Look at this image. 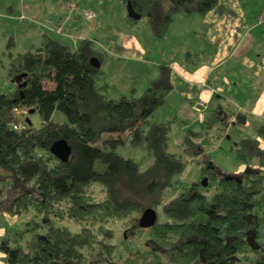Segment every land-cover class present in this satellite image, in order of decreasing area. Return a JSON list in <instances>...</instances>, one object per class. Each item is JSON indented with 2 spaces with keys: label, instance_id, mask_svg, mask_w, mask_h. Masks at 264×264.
Segmentation results:
<instances>
[{
  "label": "trees",
  "instance_id": "16d2710c",
  "mask_svg": "<svg viewBox=\"0 0 264 264\" xmlns=\"http://www.w3.org/2000/svg\"><path fill=\"white\" fill-rule=\"evenodd\" d=\"M122 1L162 38L174 15H203L219 0ZM10 39L12 88L0 89V181H9L16 195L3 210L20 214L35 204L36 213L20 231L3 232L0 251L8 264H264V148L258 139L232 142L245 167L223 172L206 153L210 132L229 122L218 105L199 129L186 130L178 152L170 151L172 121L152 118L172 89L168 61L150 71L141 93L133 87L126 96L101 80L105 55L90 38L72 47L42 32L36 47L16 57ZM18 107L35 112L40 125L15 115ZM122 126L123 137L110 136ZM256 133L264 140V125ZM61 138L71 147L67 161L49 150ZM125 146L144 150L151 162L143 166L142 159L124 155ZM190 163L207 177L205 186L184 179ZM147 206L158 218L141 228L137 220ZM116 224L125 226L117 241Z\"/></svg>",
  "mask_w": 264,
  "mask_h": 264
},
{
  "label": "rangeland",
  "instance_id": "374dc122",
  "mask_svg": "<svg viewBox=\"0 0 264 264\" xmlns=\"http://www.w3.org/2000/svg\"><path fill=\"white\" fill-rule=\"evenodd\" d=\"M61 1L62 0H0L1 91H7L12 88V83L7 75L10 58L6 53L5 47L6 43L11 40V36L13 37L12 56L16 57L20 52L33 49L37 46L35 41L38 42V40L35 32L39 34L41 32H48L53 37L74 47L77 45L78 40L82 39L77 37L79 36L77 33H80L83 30L86 31L88 29H93L92 35L98 40L95 42V45L99 47L105 55V61L101 66L103 70L101 80L107 82L111 86L113 85L118 92L126 96L130 94L133 87L136 88L137 94L141 93V91L147 86V75L150 71L153 72L156 70V65L173 59L182 63L183 56L186 59H191L193 56H196L192 47L188 46L190 42H195V40L191 39L184 31H181L179 27H176L175 31H173L170 24L165 36L162 38H156L152 35L145 16L140 17L135 22L128 20L127 8L122 0H63L67 2L72 1V4L74 5L75 9L70 15H68L66 8ZM87 6L94 11V16L90 24L88 22L85 23V20L87 19L84 17V11L87 9L85 8ZM80 9H82L81 13L85 20L81 19L80 22L78 20V26L75 25L74 20L72 19L67 22V20L75 12H79ZM53 14H61L63 17L53 19ZM258 14H260V12ZM176 15H174L172 21H176ZM47 19H51L52 21L48 20L47 22ZM25 22L30 23L34 27L33 29L30 28V34H28L29 32L22 27V24ZM60 25L62 26L61 33L51 30L53 27H58ZM70 30L77 32L73 35L75 41H77L75 45H73L71 40L67 39L68 36L71 37L69 33L67 35V32H70ZM132 35H134L140 45L146 49V54H139V57L136 56V54L127 55V53H122L119 49V44ZM111 46L114 52L107 48H111ZM187 54H190V56H187ZM45 86L52 88L53 83L47 81L45 82ZM228 98L230 99L224 100L222 98H216L208 105L205 103L203 106L196 105V102H199L196 101L194 106L196 108L198 107L200 110L202 109L199 116L201 121L206 113L214 110L218 104L221 107H224L226 112L233 110L236 111L237 108L235 107V102L238 99H235L233 94ZM175 100V97L171 98L168 96L166 104L164 102L158 107L152 118L159 120H167V118H169V120L172 121L169 150L178 152L182 146L181 142L186 130L188 128L197 130L200 127L197 121L192 123L198 114L197 110H193L190 104H184L186 107L185 109H176V107L182 105L180 102H175ZM14 113L21 119L28 118L35 127L40 125V120L35 112H27L26 108L18 107ZM181 113H185L186 116ZM53 117L57 118L56 112L53 114ZM226 129H228V125L224 130L217 126L213 128L212 132L208 135L206 153L210 154L211 160L223 172L230 173L237 165L238 157L235 151L231 148L230 139L226 137V133L230 136V132ZM126 132L127 127L122 126L120 131L112 133L110 136L123 137ZM122 153L126 156L133 157L136 160L142 159L143 166H146L151 162L147 153L142 149H133L125 146ZM261 168H263V166ZM198 173L199 166L195 163H190L186 166L182 174L186 181L202 180L203 177L198 176ZM0 187L3 188L2 195L0 196L1 241L5 229L11 228L12 231L18 232L22 229L25 223L35 218L36 205H30L20 214H12L4 211L3 209L5 208V205L8 204L9 198L16 194H12L14 191L11 192L12 186L9 181H0ZM114 229L116 231L114 239L117 241L121 238L125 226L116 224ZM36 231L37 229L35 232ZM30 234L31 233L29 232L28 235L30 236ZM134 240L136 239L133 238V241ZM1 256L2 252L0 251V257Z\"/></svg>",
  "mask_w": 264,
  "mask_h": 264
},
{
  "label": "crops",
  "instance_id": "0c3cea01",
  "mask_svg": "<svg viewBox=\"0 0 264 264\" xmlns=\"http://www.w3.org/2000/svg\"><path fill=\"white\" fill-rule=\"evenodd\" d=\"M85 8L92 10L88 6ZM81 10L75 12L67 22L72 19L78 26V20L80 22L83 19ZM52 17L57 19L63 16L53 14ZM175 18L171 29L175 31L179 27L195 40L188 46L192 47L196 56L191 59L183 56L182 63L175 59L168 61L171 66L172 89L165 98V104L168 96L175 97V102L181 103L182 106L176 109H185L184 104H190L198 112L192 123L197 121L200 124L202 109L194 106L196 101L203 100L208 105L216 98L230 99L228 97L233 94L238 99L235 102L236 111L226 112L218 104L225 113L220 114L229 121L226 130L230 136L227 133L226 136L230 139V145L243 137H249L258 139L260 147L264 148V140L256 133L257 128L264 125V0H219L213 9L203 15L179 13ZM91 21L85 20V23L90 24ZM22 25L27 32L34 28L28 22ZM92 31L88 29L77 33L70 30L67 35L69 33L71 37L67 39L75 45L77 41L73 35L77 33L79 38H90L96 42L98 40ZM40 34L35 32L38 42L34 41L37 45ZM119 46L122 53L127 55L136 54L139 57V54H146V49L134 35L122 41ZM109 47L114 52L112 46ZM181 114L186 116L185 113ZM239 118L244 122L239 121ZM244 167L245 164L237 161L231 172L236 173ZM0 262L8 264L3 253Z\"/></svg>",
  "mask_w": 264,
  "mask_h": 264
},
{
  "label": "water",
  "instance_id": "95a60500",
  "mask_svg": "<svg viewBox=\"0 0 264 264\" xmlns=\"http://www.w3.org/2000/svg\"><path fill=\"white\" fill-rule=\"evenodd\" d=\"M126 8L129 16L133 17L134 19L140 18V14H134L132 12L129 3H127ZM89 63L94 67H98L100 65V62L96 57H91L89 59ZM226 137L228 138V136ZM49 150L55 157H57L61 161H67L71 155V147L63 138L55 140L51 144ZM225 178L229 179L231 177L227 175ZM201 182L202 185L205 186L207 184V177H203ZM157 218V211L152 206H147L139 215L137 223L141 228H149L155 224Z\"/></svg>",
  "mask_w": 264,
  "mask_h": 264
},
{
  "label": "built area",
  "instance_id": "2783aa9c",
  "mask_svg": "<svg viewBox=\"0 0 264 264\" xmlns=\"http://www.w3.org/2000/svg\"><path fill=\"white\" fill-rule=\"evenodd\" d=\"M61 3L65 6L66 10H67V13L68 15L72 14V12L74 11V5L72 4V1L71 2H67V1H61ZM94 16V11L91 10V9H86L84 11V17L87 19V20H92ZM48 20L52 21L51 19H47V22ZM49 24V23H48ZM62 24V23H61ZM52 31H55L57 33H61L60 31L62 30V26H58V27H53V29H51ZM196 105H199V106H203L205 105V101H202V100H199V102H196Z\"/></svg>",
  "mask_w": 264,
  "mask_h": 264
}]
</instances>
